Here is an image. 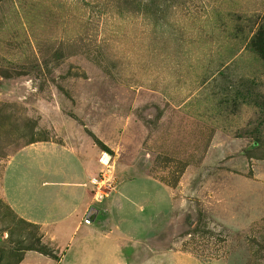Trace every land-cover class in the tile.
Instances as JSON below:
<instances>
[{
	"label": "rangeland",
	"instance_id": "rangeland-1",
	"mask_svg": "<svg viewBox=\"0 0 264 264\" xmlns=\"http://www.w3.org/2000/svg\"><path fill=\"white\" fill-rule=\"evenodd\" d=\"M0 84V264L61 255L1 190L46 142L122 234L100 264H264V0H0Z\"/></svg>",
	"mask_w": 264,
	"mask_h": 264
},
{
	"label": "crops",
	"instance_id": "crops-1",
	"mask_svg": "<svg viewBox=\"0 0 264 264\" xmlns=\"http://www.w3.org/2000/svg\"><path fill=\"white\" fill-rule=\"evenodd\" d=\"M74 153L54 143H35L12 154L5 164L1 190L10 210L30 224L50 227L53 239L63 241L58 260L27 251L18 264H100L107 250L122 235L116 230L110 233L92 226L98 210L89 194L87 181L78 183V177L84 174V164ZM55 155L65 166H61L64 170L54 172L43 165L42 157ZM24 159L28 169L16 171V163ZM90 209L95 212L94 219L84 224ZM64 223L69 226H62ZM109 227L113 228L111 224Z\"/></svg>",
	"mask_w": 264,
	"mask_h": 264
},
{
	"label": "built area",
	"instance_id": "built-area-1",
	"mask_svg": "<svg viewBox=\"0 0 264 264\" xmlns=\"http://www.w3.org/2000/svg\"><path fill=\"white\" fill-rule=\"evenodd\" d=\"M103 182H101L100 180H97V179H92L91 180V184H92V186L93 187H95L96 189H100V186H101V184H102ZM98 195H100L99 193L96 195V199H98L100 196H98ZM88 213L89 212H87V214H86V216H85V218H84V220H83V222H84V224H90V222H92V220H91V217L90 216H88Z\"/></svg>",
	"mask_w": 264,
	"mask_h": 264
},
{
	"label": "water",
	"instance_id": "water-1",
	"mask_svg": "<svg viewBox=\"0 0 264 264\" xmlns=\"http://www.w3.org/2000/svg\"><path fill=\"white\" fill-rule=\"evenodd\" d=\"M88 216H90L91 219H94L95 212H93V211L90 210L89 213H88ZM0 245H1V241H0Z\"/></svg>",
	"mask_w": 264,
	"mask_h": 264
},
{
	"label": "trees",
	"instance_id": "trees-1",
	"mask_svg": "<svg viewBox=\"0 0 264 264\" xmlns=\"http://www.w3.org/2000/svg\"><path fill=\"white\" fill-rule=\"evenodd\" d=\"M4 87H5V86H3V85L0 84V89H1V90L4 89ZM43 254H44L45 256H51L49 253H46V252H44ZM54 260H55V259H54Z\"/></svg>",
	"mask_w": 264,
	"mask_h": 264
}]
</instances>
